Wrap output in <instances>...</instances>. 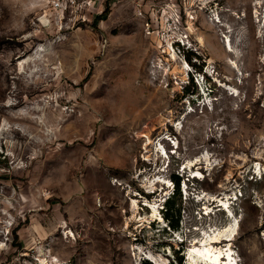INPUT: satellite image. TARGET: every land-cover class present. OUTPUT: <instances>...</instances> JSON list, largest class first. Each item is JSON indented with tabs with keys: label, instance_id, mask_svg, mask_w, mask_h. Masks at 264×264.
<instances>
[{
	"label": "rangeland",
	"instance_id": "rangeland-1",
	"mask_svg": "<svg viewBox=\"0 0 264 264\" xmlns=\"http://www.w3.org/2000/svg\"><path fill=\"white\" fill-rule=\"evenodd\" d=\"M234 231L264 264V0H0V264H197Z\"/></svg>",
	"mask_w": 264,
	"mask_h": 264
},
{
	"label": "bare ground",
	"instance_id": "bare-ground-1",
	"mask_svg": "<svg viewBox=\"0 0 264 264\" xmlns=\"http://www.w3.org/2000/svg\"><path fill=\"white\" fill-rule=\"evenodd\" d=\"M28 59L22 60L21 65L24 62L28 61ZM23 112L24 110L21 111V113ZM25 112L27 113L28 111L26 110ZM235 233H236L235 231L231 232L230 234H227L225 232H219L213 236H210L208 240H203V244H201L200 247L195 246L192 249V253H195L193 256H191L192 259H194L193 261L196 262L197 264L206 261L210 263L222 262L223 264H235L236 258L234 257L232 246L230 243H228L229 248L227 249L226 253L224 249L217 247L218 245L217 246L214 245L216 243L220 244L224 242H231L236 237ZM224 254L226 255V257L223 256Z\"/></svg>",
	"mask_w": 264,
	"mask_h": 264
},
{
	"label": "trees",
	"instance_id": "trees-1",
	"mask_svg": "<svg viewBox=\"0 0 264 264\" xmlns=\"http://www.w3.org/2000/svg\"><path fill=\"white\" fill-rule=\"evenodd\" d=\"M109 11V8L107 7L104 12L102 14H100L98 16V18H103L104 16L107 15ZM174 180H175V190L173 192V195L170 196L167 201H166V206H164L165 208V216L166 218L168 219L170 225L169 227L170 228H173V229H178L179 227V218H175V213L174 212H179V210L176 208V197L177 195L181 194L180 192V186H181V180L182 178L178 175H175L174 177ZM175 218V219H174Z\"/></svg>",
	"mask_w": 264,
	"mask_h": 264
},
{
	"label": "built area",
	"instance_id": "built-area-1",
	"mask_svg": "<svg viewBox=\"0 0 264 264\" xmlns=\"http://www.w3.org/2000/svg\"><path fill=\"white\" fill-rule=\"evenodd\" d=\"M64 0H51L54 8H59L63 5Z\"/></svg>",
	"mask_w": 264,
	"mask_h": 264
}]
</instances>
